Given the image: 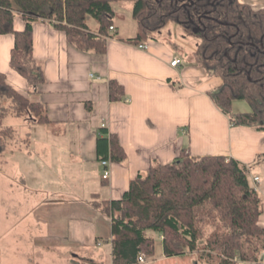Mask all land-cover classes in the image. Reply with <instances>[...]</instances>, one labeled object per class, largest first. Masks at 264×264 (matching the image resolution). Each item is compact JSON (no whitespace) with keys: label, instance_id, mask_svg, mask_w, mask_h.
<instances>
[{"label":"trees","instance_id":"1","mask_svg":"<svg viewBox=\"0 0 264 264\" xmlns=\"http://www.w3.org/2000/svg\"><path fill=\"white\" fill-rule=\"evenodd\" d=\"M115 2L0 0V35L14 36L10 67L27 81L30 92L38 91L45 80L34 57V22L50 21L77 49L105 54L110 28L115 29ZM17 17L24 22L21 31L14 29ZM132 19L135 36L121 40L137 46L153 39L168 23L181 24L197 39L196 63L222 80L211 93L217 107L234 125L264 131V9L255 10L239 0H134ZM90 20L97 30L91 28ZM108 86L110 101L124 99L121 83L111 79ZM4 98L10 103H0V154L13 141L26 147L30 143V132L20 137L15 128L4 124L7 114L24 118L29 126L49 122L47 104L32 101L0 72V100ZM240 100L251 105V112L233 110V103ZM99 134L98 160L126 161L118 137L105 127ZM249 169L234 158L191 156L181 149L173 162L153 161L145 173H138L120 199L94 202L110 218L113 264H138L139 253L154 255L155 244L148 232L162 237L166 257L201 251L209 263L261 264L263 202L249 183Z\"/></svg>","mask_w":264,"mask_h":264},{"label":"crops","instance_id":"2","mask_svg":"<svg viewBox=\"0 0 264 264\" xmlns=\"http://www.w3.org/2000/svg\"><path fill=\"white\" fill-rule=\"evenodd\" d=\"M239 1L255 10L264 9V0ZM93 23L90 20L91 28ZM97 28L96 24L92 29ZM14 29H24L21 18L15 19ZM110 33L106 53L98 54L77 49L50 22L35 24L34 57L45 80L34 93L10 67L14 36L0 35V72L32 101L47 104L49 122L35 124L44 127L40 133V128L30 132L27 148L31 160L46 169L67 168L68 176H62L66 185L55 189L50 187L51 181L46 182L47 194L66 201L78 192L85 196L84 204L93 209L94 202L120 199L130 181L145 173L153 161L171 163L181 149H187L191 156L222 155L250 166L248 180L261 196L259 224L264 227V131L230 121L211 97L222 80L210 76L194 58L186 61L179 57L181 65L174 68L170 62L178 55L172 48L151 39L146 50L139 49L115 35L116 25ZM111 79L124 86L122 101H110ZM101 127L118 137L127 155L123 163L112 162L106 180L96 150ZM254 177L260 181L255 183ZM202 263L218 262L209 263L200 255L196 264Z\"/></svg>","mask_w":264,"mask_h":264},{"label":"rangeland","instance_id":"3","mask_svg":"<svg viewBox=\"0 0 264 264\" xmlns=\"http://www.w3.org/2000/svg\"><path fill=\"white\" fill-rule=\"evenodd\" d=\"M133 5L134 0L114 3L118 37L135 36ZM91 25L95 29L96 24ZM153 39L172 48L186 61L193 59L192 53L197 48L196 37L177 22L168 23ZM0 103L8 106L10 101L4 98ZM234 109L252 110L245 100L235 101ZM4 124L15 128L20 137L34 133L37 128L40 133L44 128L29 126L27 120L11 114L5 116ZM29 152L24 143L13 141L7 151L0 154V264H113L110 218L95 206L92 205L94 210L86 206L85 196L78 192L72 193L66 201L47 194L46 182L51 181L50 187L55 189L66 185L62 178L68 176L67 168H43L40 162L31 160ZM147 235L153 237L155 252L152 256L144 252L146 262L143 264H196L201 255V251H195L183 258L166 257L162 237L151 232Z\"/></svg>","mask_w":264,"mask_h":264},{"label":"built area","instance_id":"4","mask_svg":"<svg viewBox=\"0 0 264 264\" xmlns=\"http://www.w3.org/2000/svg\"><path fill=\"white\" fill-rule=\"evenodd\" d=\"M111 31L114 30V27H111L110 28ZM138 48L139 49H143V50H146L148 48V45L147 43H141L138 45ZM170 65L174 68H177L181 65V59L177 56H174L172 61L170 62ZM101 165L103 167V175H102V178L103 179H108L111 175V165H112V161L107 159V160H104L101 162ZM254 182L257 183L260 181V178L259 177H254ZM146 262V258L145 256L142 254V253H139L138 255V263L140 264H143ZM261 264H264V259L262 258V262Z\"/></svg>","mask_w":264,"mask_h":264},{"label":"water","instance_id":"5","mask_svg":"<svg viewBox=\"0 0 264 264\" xmlns=\"http://www.w3.org/2000/svg\"><path fill=\"white\" fill-rule=\"evenodd\" d=\"M199 30L198 29H194V32L196 33V32H198Z\"/></svg>","mask_w":264,"mask_h":264}]
</instances>
